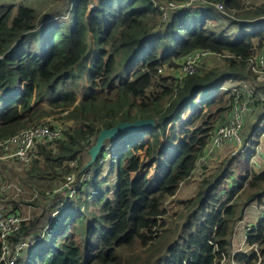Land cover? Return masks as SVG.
Listing matches in <instances>:
<instances>
[{
  "label": "trees",
  "instance_id": "1",
  "mask_svg": "<svg viewBox=\"0 0 264 264\" xmlns=\"http://www.w3.org/2000/svg\"><path fill=\"white\" fill-rule=\"evenodd\" d=\"M8 1L0 0V95L10 96L0 114V140L56 110L73 122L62 139L40 144L23 179L15 173L17 182L30 192L34 184H59L69 171L87 165L103 129L128 119L157 120L154 128L121 134L109 146L114 181L107 175L101 179L100 164L85 190L62 208L57 205L66 189L47 198L55 184L40 191L42 209H47L42 216H37L38 198L10 190L12 210L26 211L11 242L29 244L16 264H222L223 257L228 263L264 264V221L247 237L248 247L257 244L258 251L232 250L246 207L264 200V170L247 171L232 188H224L221 199L233 160L226 157L211 167L198 192L182 201L189 212L173 233H167L164 206L193 174L217 117L230 111L233 94L217 97V91L228 79H246V60L264 47V5L243 11L244 0H209L243 11L241 19L251 21H243V27L261 28L232 39L206 27L212 8L175 13L157 32L161 17L154 0H57L42 16L25 3ZM199 48L228 54L231 72L210 69L179 84L159 74L162 65H176ZM83 80L88 90L80 95ZM204 91L213 95L197 102ZM188 109L192 112L181 119ZM168 126L171 134L163 140ZM153 167L154 175L149 173ZM30 206L36 211L29 217ZM47 213L50 221H45Z\"/></svg>",
  "mask_w": 264,
  "mask_h": 264
},
{
  "label": "built area",
  "instance_id": "2",
  "mask_svg": "<svg viewBox=\"0 0 264 264\" xmlns=\"http://www.w3.org/2000/svg\"><path fill=\"white\" fill-rule=\"evenodd\" d=\"M154 3L160 13L161 24L168 22L175 13L200 7L212 8L224 14L236 13V11H229L222 2H211L209 0H154ZM261 19H264V16ZM247 29L249 30V28ZM219 55L225 54L216 53L205 48L195 49L178 60L176 66L164 64L158 72L164 77H170L175 84H179L188 75L207 72L209 68H206L205 65L209 57ZM225 56L228 57L229 55ZM246 61L250 75L241 83L233 85L229 89H225L224 86L220 88L233 94L230 111L213 128L210 140L198 157L193 173L199 170L202 171L203 167L209 166L211 159L218 152L228 147L234 148L237 152L249 154L251 173L264 170V47L257 50ZM200 100V98H197V102H200ZM248 124L253 125L250 131L251 134L244 138L243 132ZM67 129L61 124L41 121L35 122L19 130L16 134L0 140V170L4 162H8L9 165L14 167L16 174L30 168L39 155L40 144L52 143L57 139H62ZM69 164L72 168L76 167L77 161L71 160ZM92 172L90 170L83 173L82 178L85 179V182L89 177H92L94 173ZM65 178L63 182H59L54 190L55 192L62 189L68 191L65 200L57 205L61 208L68 202L74 201V196L77 193V190L71 187V184L75 181V174L69 171ZM228 179L231 186L233 177L229 176ZM12 188L15 189V195L32 194V200L38 198L39 193L37 189H34L33 192L28 191L14 177L10 180H4L0 177V264H16L21 250L29 245L27 242L16 245L11 242V237L22 227V222L25 220L20 210L13 211L11 208L9 192ZM31 209L30 206L29 212H31ZM249 215L255 219V222L253 221L246 226V235L243 238L244 245H247L248 233L257 229L264 221V200L260 204L254 202L246 207L243 218L236 225L235 232L240 225L246 223ZM249 249L258 251V245L255 244ZM241 251H246L243 250V246H240L233 253Z\"/></svg>",
  "mask_w": 264,
  "mask_h": 264
},
{
  "label": "rangeland",
  "instance_id": "3",
  "mask_svg": "<svg viewBox=\"0 0 264 264\" xmlns=\"http://www.w3.org/2000/svg\"><path fill=\"white\" fill-rule=\"evenodd\" d=\"M12 1L16 2L17 5L19 3H25L28 6L34 7L41 16L46 14L57 3V0H9L8 3L12 2ZM256 5L257 6L264 5V0H244L243 11L251 10L252 9L251 6L256 7ZM203 9H207V8H203ZM243 11H238L235 14H233L231 12L224 14V13H220V12L215 11V10H213V11L211 10L209 13L210 20H208L206 22V27L208 29L216 32L217 35H227V36H230L232 39H236V37H238V35L243 33L244 30H246V31L248 30L247 28L249 25L246 27H243L242 22L243 21L251 22L250 20L241 19L243 17L240 14H242ZM165 27H167V24L166 25L161 24V23L159 25L157 24L155 31L158 32L163 28L165 29ZM255 27H256L255 29L253 27H251V30H249V31L261 29L258 26H255ZM255 45H257V44H255ZM257 50H260V48L255 49L254 53ZM225 55H227V54H225ZM225 55L209 57L205 67L209 68L208 70L218 69V73H220V74L230 73L231 68H230L229 62H228ZM172 66H176V65H172ZM247 71H248V66H246V70L244 71L243 76L245 75V72L247 73ZM242 81L243 80H241V79H235V78L228 79V80L223 82V86L225 89H229L233 85L241 83ZM84 82L85 81L83 80V83H81V86L79 87L80 88V95L85 93L86 89L88 88V83L87 82L84 83ZM13 86H15V85H13ZM13 86L8 91V93H10V95L12 93H14V91H15V88ZM22 86H20L19 88L22 89ZM225 89H219L217 91V97H219L222 94V92L226 91ZM212 95H213V91H204L201 93V95L199 97L202 100V98H211ZM8 97H10V96H7V92L5 94L1 93V95H0V114L4 111V109L9 104V99H7ZM42 105L45 106L47 108V110L49 111V107L47 104H42ZM193 105H194V107L198 106V104L196 105L195 103ZM186 112L188 113L186 116H188L192 111L186 110L185 114H186ZM64 114L65 113H59L56 110L52 114L46 115V116L42 117L40 120H37L35 122L50 121L53 124H61L63 127L68 128L69 126H71L73 124V122L65 120L63 118ZM185 114L182 116L181 119H186ZM224 115H225V113L222 114L221 116L217 117V120L215 121L213 128L216 125H218L219 121L222 119V117ZM181 119L176 121V124H175L176 126L181 124V122H182ZM127 121L132 122L131 119H128ZM35 122H33V123H35ZM121 122H123V121H117V124L121 123ZM33 123L27 125L26 127L32 125ZM171 125L172 124H170L169 126H171ZM169 126L166 128V132L164 134L161 132L162 137H164L163 140H166L167 136L171 134V129H169ZM252 126H253L252 124H248L245 127L244 132H243L244 138H247L248 135L251 134L250 131H251ZM119 137H120V134L119 135H111V132L107 131V130L104 132H100V134L96 137V139L94 140V144L90 148L91 149V152H89L90 153V160L87 162V165L82 170H78V171L73 172L75 174V181L71 184V187H73L75 190H77V193L74 196V201L77 198V196L79 195V193L81 191L85 190L88 181H90V179L92 178V177H89L88 180L86 181L87 183L85 182V179L82 178L83 173L87 172V169H88L87 167H90L91 168L90 170L95 171V170H97L98 166L100 164H102L103 170L101 173V179L107 175L110 177V181L115 180L113 178V176L116 173V167L114 166L112 170H110L111 167L109 168L110 162H111V158H110L111 148H109V146H112V144L116 140H118ZM53 142H55V141H53ZM115 144H116V142H115ZM248 157H249V154H247L245 152H243V153L237 152V151H235L234 148H231V147L225 148L224 150H222L216 154V156L212 159V162H211V164H209V166L203 167L202 171L201 170L195 171L191 175V177H189L187 180L182 182L177 193H176V195L168 197V199L165 201V204H164V206L167 209V215H166L167 227L171 228V230L168 231L167 233H173V230H177L182 225V223L184 222V220L186 218L187 213L189 212V210L186 208L187 204L182 202V201L192 199V197L198 192V186H199L200 182L202 181V179L204 177H206L209 174V172H210L209 169L211 167H218L219 164L225 160H231V159L233 160V163H232L233 172L231 174V177H233V182L231 183V186H230V183H228V184L226 183L229 180V179H227L225 184L221 188L222 189L221 190V197H222L221 199H224V195H225V192H223L224 188H227V189L229 187L232 188V185L234 183H238L240 181L241 177L244 176L247 171H249L251 173ZM90 170H88V171H90ZM24 171L19 173L18 177L20 179H23V175H24L23 172ZM107 173H109V174H107ZM149 173L154 175L155 168L154 167L151 168ZM14 175H15L14 167L9 165L8 162H4L1 166L0 177L4 178V180H7V179L13 178ZM52 184H55L54 186H58V183L57 182L53 183V181L50 182L49 186L43 185L40 187V186H38L39 184L33 185V188L37 187L39 190V193H38V199L39 200L38 199L37 200L39 201V203L41 205V208L37 209L39 212V214L37 216H42L43 211L47 210V209H42L43 208L42 205L44 204V200H43V192L40 195V191L43 190L42 187H44L45 189H48L52 186ZM27 189L29 191L32 188H28V186H27ZM54 192L55 191H53V190L48 191V197L47 198L49 199V197L52 194H54ZM56 193H58V192H56ZM28 194H30V193H28ZM33 199H35V198H33ZM35 211H36V208H34V210H32L31 213H34ZM22 215L25 216L26 211L22 210ZM48 215L49 214L47 213L45 221H48V220L50 221L51 218H49ZM251 215H249V219L246 220V223L240 225V227H238L236 232L234 233L233 244H232L233 252H236L237 249L240 248V246H243V250H247V251L252 252V250L249 249L248 245H244V243H243V238L246 235V232H245L246 226L248 224H251L253 221L255 222V219L253 217H250ZM28 216H31L30 212H29ZM242 227H244V228H242ZM228 262H231L229 260V258L223 257L222 264H229Z\"/></svg>",
  "mask_w": 264,
  "mask_h": 264
},
{
  "label": "water",
  "instance_id": "4",
  "mask_svg": "<svg viewBox=\"0 0 264 264\" xmlns=\"http://www.w3.org/2000/svg\"><path fill=\"white\" fill-rule=\"evenodd\" d=\"M157 124L154 122V118H139L132 122H121L109 129H103L101 132L110 131L111 135H121L125 133H135L144 129L154 128ZM91 152V149L89 150Z\"/></svg>",
  "mask_w": 264,
  "mask_h": 264
},
{
  "label": "bare ground",
  "instance_id": "5",
  "mask_svg": "<svg viewBox=\"0 0 264 264\" xmlns=\"http://www.w3.org/2000/svg\"><path fill=\"white\" fill-rule=\"evenodd\" d=\"M154 122L157 124V120L154 118Z\"/></svg>",
  "mask_w": 264,
  "mask_h": 264
},
{
  "label": "crops",
  "instance_id": "6",
  "mask_svg": "<svg viewBox=\"0 0 264 264\" xmlns=\"http://www.w3.org/2000/svg\"><path fill=\"white\" fill-rule=\"evenodd\" d=\"M188 110H191L192 111V109H188ZM185 114V113H184ZM211 162H212V159H211V161H210V164H211Z\"/></svg>",
  "mask_w": 264,
  "mask_h": 264
}]
</instances>
